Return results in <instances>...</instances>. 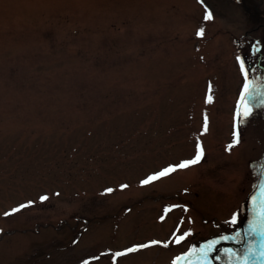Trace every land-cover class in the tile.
<instances>
[{
	"label": "rangeland",
	"instance_id": "1",
	"mask_svg": "<svg viewBox=\"0 0 264 264\" xmlns=\"http://www.w3.org/2000/svg\"><path fill=\"white\" fill-rule=\"evenodd\" d=\"M231 2L0 0V264H187L242 227L264 103L238 123L251 22Z\"/></svg>",
	"mask_w": 264,
	"mask_h": 264
},
{
	"label": "flooded vegetation",
	"instance_id": "2",
	"mask_svg": "<svg viewBox=\"0 0 264 264\" xmlns=\"http://www.w3.org/2000/svg\"><path fill=\"white\" fill-rule=\"evenodd\" d=\"M231 4L234 7L238 5L244 11V13H249L248 16L246 14L245 15L251 22V27L250 29L243 32V36H245L247 42L248 40L250 42L249 48L247 50L246 44L245 46L241 44V47L239 45V38H237V48L239 46V48H241V51H238L241 53L240 56L244 61V65H246L245 69L248 72V78L252 80L253 92L255 91V98L250 100V104L252 106H256L258 102H261L260 95H263L262 99L264 101V35H262L264 33V0H232ZM218 15L220 18H222L221 11L218 13ZM234 20L237 19L234 18ZM235 29L236 31L238 30L237 27ZM243 46L247 51H249V53H245L246 50L243 49ZM239 73L242 75V78L245 79L244 74L241 72V67ZM259 105L260 103H258V106ZM250 205L252 207V215L250 214L244 221H242V223L240 222L242 227L240 226L237 243L225 247L221 246L220 248L215 249L210 257H207L206 260L203 259L199 264H245L244 254L250 245L254 248L256 253H260L262 250H264V247H262V245H264V236H261L259 233L248 235L249 222L256 218V212L254 211L251 194L248 199L249 208ZM262 207H264L263 204L257 209L260 211ZM257 220L260 221L258 228L260 230H264V218L260 217L257 218ZM227 250H231V252L235 253V255L230 257ZM261 258H263V262L260 263L259 260ZM257 261L259 264H264V257H260L259 259L250 257L247 261V264H257Z\"/></svg>",
	"mask_w": 264,
	"mask_h": 264
},
{
	"label": "snow or ice",
	"instance_id": "3",
	"mask_svg": "<svg viewBox=\"0 0 264 264\" xmlns=\"http://www.w3.org/2000/svg\"><path fill=\"white\" fill-rule=\"evenodd\" d=\"M211 18H212L211 14H208L205 17V19H211ZM197 35L203 37L204 30L200 29L199 32L197 33ZM237 59L240 63L241 72L244 74L245 81H246V83L244 84L243 92L241 93V96H240V100L237 104V109H236V114H235V117H236V120L238 121V123L242 124L244 122V120L252 114L253 106L250 104V100L254 99L255 95L253 93L252 85H250L247 82L248 72L245 69L244 61L240 57H237ZM208 102H211V95L208 96ZM261 103H264V101H261ZM207 130H208V121H207V117H205L204 131L206 132ZM239 143H240V133L238 131H234L233 143L228 146L229 150L232 147L238 145ZM203 156H204L203 148L200 145H197V154L192 160L182 162L178 166H172V167L165 168V169L161 170L160 172H158L157 174H154V175L147 177L144 181H142V183L146 185V184L152 183L153 181L159 180L162 177H166V176L170 175L171 173L175 172L177 170V167L180 169H186V168L190 167L191 165L198 164L201 161V159L203 158ZM123 187H127V185H124ZM109 191H111V190H109ZM47 199H48L47 196L41 197V200H47ZM253 204H254V211H255V198H253ZM28 206L29 205H22L21 207H28ZM19 211H20V208H15L12 210L11 213H6V215H11V214H14V213L19 212ZM256 215L264 218V207H262L260 212L256 213ZM259 223H260V221L257 219H253L249 222L248 235H252L253 233H259L261 236H264V230H260L258 228ZM231 224L232 225L237 224V217L236 216H233V218L231 220ZM235 235H236V237H238L239 232H237ZM184 239H185V236L181 235L177 238L176 243H180ZM224 239H227V237H224ZM156 243H158V242H155V241L152 242L153 245ZM217 243H218V241H212V242L206 244L203 248H201L199 250L200 255L206 260L209 253L214 249V247ZM150 246L151 245L145 244V245H141L140 248H148ZM163 246L168 247L167 244H164ZM262 247H264V245H262ZM138 250H139L138 248L133 247V248H129L127 250V252H129V253L130 252H136ZM193 251H195V249ZM227 251H228V254L230 257L235 255V253H232L231 250H227ZM125 254L126 253L121 252V253H117L116 255L117 256H123ZM191 254L192 253H189V255H191ZM250 257L255 258V259H259L260 257H264V250H262L260 253H256L254 251V248L250 245L244 254L245 264H247V261Z\"/></svg>",
	"mask_w": 264,
	"mask_h": 264
},
{
	"label": "water",
	"instance_id": "4",
	"mask_svg": "<svg viewBox=\"0 0 264 264\" xmlns=\"http://www.w3.org/2000/svg\"><path fill=\"white\" fill-rule=\"evenodd\" d=\"M247 82L251 85V83L249 82V80Z\"/></svg>",
	"mask_w": 264,
	"mask_h": 264
}]
</instances>
